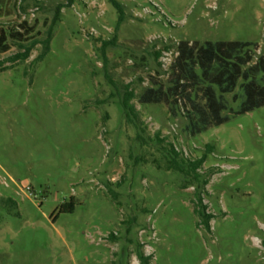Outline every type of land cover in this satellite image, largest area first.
<instances>
[{
	"label": "rangeland",
	"instance_id": "obj_1",
	"mask_svg": "<svg viewBox=\"0 0 264 264\" xmlns=\"http://www.w3.org/2000/svg\"><path fill=\"white\" fill-rule=\"evenodd\" d=\"M112 1L11 0L0 18L41 33L26 60L0 55V264H139V248L151 264H264V106L189 136L138 100L181 41L260 53L264 0ZM173 148L181 167L203 159L198 183L169 168Z\"/></svg>",
	"mask_w": 264,
	"mask_h": 264
},
{
	"label": "trees",
	"instance_id": "obj_2",
	"mask_svg": "<svg viewBox=\"0 0 264 264\" xmlns=\"http://www.w3.org/2000/svg\"><path fill=\"white\" fill-rule=\"evenodd\" d=\"M111 2L119 9L115 2ZM10 4L11 0H0V18L12 15L15 3L13 7ZM37 28V19L33 24L23 20L10 28L0 26V55L18 46L25 49L21 58L26 60L32 47L39 43L41 33ZM50 40L49 36L43 41L44 51L40 59L49 51ZM257 50L258 45L253 41H181L177 45L176 57L169 65L166 81L153 80L138 100L143 105L163 104L172 117L184 115V133L189 136L201 134L264 106V47L260 53ZM154 56L159 60L160 51ZM140 60L143 65L146 58L142 56ZM134 97L132 91H126L121 106L127 121L138 124L140 117L132 103ZM137 137L141 138V135ZM209 149H213V146ZM172 152L174 159L169 168L185 172L198 183L200 174L197 170L203 159L184 162L183 165H188L181 167L177 161L178 153L174 148ZM8 201L11 199H7L6 203ZM199 202L201 204V198ZM73 211L74 207L68 210ZM202 212V223L210 230L213 216ZM136 256L139 264H151V256L146 255L142 248L136 251Z\"/></svg>",
	"mask_w": 264,
	"mask_h": 264
}]
</instances>
